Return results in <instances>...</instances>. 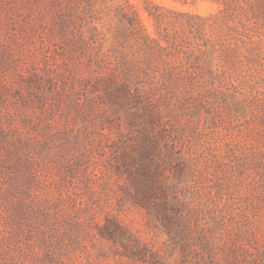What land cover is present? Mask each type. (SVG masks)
I'll return each instance as SVG.
<instances>
[{
	"label": "rangeland",
	"instance_id": "1",
	"mask_svg": "<svg viewBox=\"0 0 264 264\" xmlns=\"http://www.w3.org/2000/svg\"><path fill=\"white\" fill-rule=\"evenodd\" d=\"M0 264H264V0H0Z\"/></svg>",
	"mask_w": 264,
	"mask_h": 264
}]
</instances>
